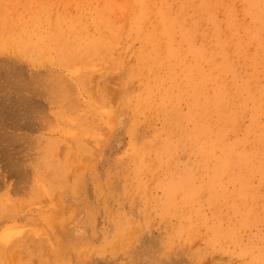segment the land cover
<instances>
[{
    "label": "rangeland",
    "instance_id": "rangeland-1",
    "mask_svg": "<svg viewBox=\"0 0 264 264\" xmlns=\"http://www.w3.org/2000/svg\"><path fill=\"white\" fill-rule=\"evenodd\" d=\"M0 264H264V0H0Z\"/></svg>",
    "mask_w": 264,
    "mask_h": 264
},
{
    "label": "bare ground",
    "instance_id": "bare-ground-1",
    "mask_svg": "<svg viewBox=\"0 0 264 264\" xmlns=\"http://www.w3.org/2000/svg\"><path fill=\"white\" fill-rule=\"evenodd\" d=\"M140 33H141V32H140ZM143 37H144V36H143ZM143 37H142V38H143Z\"/></svg>",
    "mask_w": 264,
    "mask_h": 264
}]
</instances>
